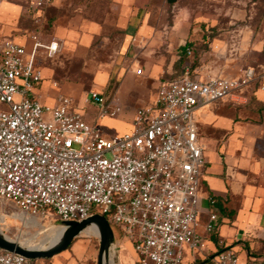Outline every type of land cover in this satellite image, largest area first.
I'll return each instance as SVG.
<instances>
[{
  "label": "built area",
  "instance_id": "2783aa9c",
  "mask_svg": "<svg viewBox=\"0 0 264 264\" xmlns=\"http://www.w3.org/2000/svg\"><path fill=\"white\" fill-rule=\"evenodd\" d=\"M53 1L20 0L36 23ZM59 49V41L40 29L24 41L0 37V199L34 217L53 212L57 221L103 215L134 243L138 264H185L186 251L195 254L205 246L197 227L206 158L195 112L237 101L257 78L255 68L206 80L186 68L181 78L160 82L153 103L135 109L129 132L109 136L98 120L122 113L115 95L87 93L85 103L96 107L94 122L74 109L72 96L61 93L54 105L36 97L44 80L41 61ZM260 79L264 88V74ZM209 203L213 207L216 199L209 197ZM219 219L216 210L209 212L208 234L217 231ZM0 264L36 261L0 248ZM211 264L241 262L227 247ZM243 264H264V255Z\"/></svg>",
  "mask_w": 264,
  "mask_h": 264
},
{
  "label": "crops",
  "instance_id": "0c3cea01",
  "mask_svg": "<svg viewBox=\"0 0 264 264\" xmlns=\"http://www.w3.org/2000/svg\"><path fill=\"white\" fill-rule=\"evenodd\" d=\"M158 1L110 0L116 25L124 35L117 64L113 67L108 85L100 92L108 93L115 75L116 89L120 84L118 78L123 81L131 74L143 76L126 95L120 93L119 87L115 91L131 122L135 113L132 99L146 103L156 98L151 94L153 88L149 87L144 92L138 85L140 82L158 88L160 79L172 80L181 74V70L183 74L186 68L204 80L212 76L239 75L237 65L228 70L216 68L210 72L199 65H195L193 70L185 65L179 66L180 47L190 41L184 34L185 24L177 15L172 22L165 18L168 0H160L162 8L153 17V7ZM22 9L27 12L23 5ZM101 30V22L80 17L72 19L66 26H56L54 33L68 40L80 36L82 40L92 42ZM260 49L257 48L259 51L256 53L261 56L263 61L259 62L264 67V54ZM43 68L47 73L43 72L44 80L35 94L42 103L54 105L61 93L49 87L46 79L51 70ZM138 70L141 72L138 73ZM255 70L257 78L243 89L237 101L213 102L195 112L198 137L206 158L200 185L202 212L197 227L198 233L205 239V246L195 254L186 251L185 264H211V258L227 247L237 252L241 264L252 257L264 255V88L260 79L264 68ZM63 90L66 91L64 87ZM91 106L96 111V107ZM209 197L216 199L213 207L220 217L219 227L213 234H208L204 228L207 216L213 210Z\"/></svg>",
  "mask_w": 264,
  "mask_h": 264
},
{
  "label": "rangeland",
  "instance_id": "374dc122",
  "mask_svg": "<svg viewBox=\"0 0 264 264\" xmlns=\"http://www.w3.org/2000/svg\"><path fill=\"white\" fill-rule=\"evenodd\" d=\"M21 4L20 0H0V36L24 41L33 30L40 29L43 36L55 37L60 43L58 53L41 61L45 74L43 67L51 70L46 79L49 87L72 96L74 109L88 122H94L96 111L84 102V97L90 90L100 92L108 85L124 35L116 25L110 0H54L38 13L39 23L22 9ZM160 4L159 0L153 7V17L162 8ZM165 7V18L172 22L175 15L179 16L185 24V36L195 43L196 50L189 54L188 67L195 63L209 72L216 68L228 70L235 65L238 68H264L259 62L261 56L256 53L257 48H261L260 52L264 54V0H175L166 3ZM80 17L102 24L101 34L92 42L84 41L80 36L68 40L55 35L56 26H66L72 19ZM116 78L115 75L107 96L115 95L118 87L120 93L126 95L143 76L131 74L123 81L118 78L117 89ZM138 85L144 92L153 88L151 94L156 97L157 87L142 82ZM153 100L143 103L132 99L131 102L136 109L153 103ZM98 125L107 135L116 136L129 132L132 122L125 109L118 116L99 119ZM20 213L23 212L12 201L0 199V229L15 241L21 239L22 234L26 238L38 231V227L26 226L16 219L14 215ZM37 218L45 226L60 225L59 217L53 212ZM110 224L115 234V245L111 249L118 256V264H138L134 243L114 223ZM99 247V236L81 233L67 249L35 261L36 264H97Z\"/></svg>",
  "mask_w": 264,
  "mask_h": 264
},
{
  "label": "water",
  "instance_id": "95a60500",
  "mask_svg": "<svg viewBox=\"0 0 264 264\" xmlns=\"http://www.w3.org/2000/svg\"><path fill=\"white\" fill-rule=\"evenodd\" d=\"M174 1L175 0H168L169 3H173ZM92 222H97L100 227V247L97 264H106L105 259L108 258L112 246L115 245V234L109 221L100 214H94L81 221H59L60 225L66 228L63 241L59 245L47 250H31L24 248L19 245L17 241L7 238L8 236L6 237L0 229V248L23 255L31 260L49 258L67 249L70 243L82 233L84 227Z\"/></svg>",
  "mask_w": 264,
  "mask_h": 264
},
{
  "label": "bare ground",
  "instance_id": "6f19581e",
  "mask_svg": "<svg viewBox=\"0 0 264 264\" xmlns=\"http://www.w3.org/2000/svg\"><path fill=\"white\" fill-rule=\"evenodd\" d=\"M16 219L22 221L26 226L38 227V231L28 237L24 238L23 234L17 243L24 248L31 250H47L59 245L63 241L65 234V227L61 225L45 226L37 217L29 216L25 213L15 214ZM82 233L99 236L100 227L97 222H92L85 226ZM7 237V236H6ZM9 238V237H7ZM106 264H118V256L116 252L111 249L108 258L105 259Z\"/></svg>",
  "mask_w": 264,
  "mask_h": 264
},
{
  "label": "trees",
  "instance_id": "16d2710c",
  "mask_svg": "<svg viewBox=\"0 0 264 264\" xmlns=\"http://www.w3.org/2000/svg\"><path fill=\"white\" fill-rule=\"evenodd\" d=\"M33 19V18H32ZM188 49H191L192 53H194V51L196 50V47H195V43L193 41H187L184 45H182L180 47V59L178 61V65H185L187 66V63L189 61V54H188ZM196 64L194 63L193 65L190 66V68L193 70V67L195 66ZM192 72V71H191ZM181 73H182V70H181ZM192 74V73H191ZM184 75L181 74L179 77L177 78H181L182 76ZM193 75V74H192ZM173 79H176L173 78ZM110 87L108 88V91H109ZM104 95H107L106 93H103Z\"/></svg>",
  "mask_w": 264,
  "mask_h": 264
}]
</instances>
